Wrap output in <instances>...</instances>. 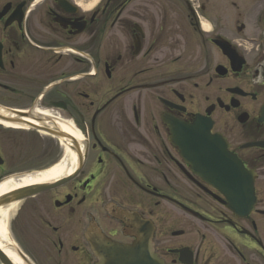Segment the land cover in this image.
Listing matches in <instances>:
<instances>
[{"label":"flooded vegetation","instance_id":"obj_1","mask_svg":"<svg viewBox=\"0 0 264 264\" xmlns=\"http://www.w3.org/2000/svg\"><path fill=\"white\" fill-rule=\"evenodd\" d=\"M0 109L23 124L0 122V264H97L92 232L132 244L150 224L168 264H264V0H0ZM52 117L80 133L76 160L21 184L43 172L20 169L34 134L64 151L46 170L70 164ZM197 118L254 175L247 215L174 142Z\"/></svg>","mask_w":264,"mask_h":264},{"label":"water","instance_id":"obj_2","mask_svg":"<svg viewBox=\"0 0 264 264\" xmlns=\"http://www.w3.org/2000/svg\"><path fill=\"white\" fill-rule=\"evenodd\" d=\"M0 118L8 119L3 115H0ZM171 126L175 135L174 142L179 146L182 156L191 168L195 153L198 159L196 165L199 173L203 177L207 175V181L226 195L230 208L237 215L248 214L255 202L254 175L245 170L240 162L230 157L226 145L219 146L215 136L212 137V142H207L205 136L210 138V132L207 131L209 126L203 119L197 118L194 123L188 125L173 123ZM42 130L61 139L72 138L57 127H44ZM193 136L202 137V139L193 141ZM48 186L45 183L38 184L15 191L16 195L11 194L15 199L22 198L24 195L36 193ZM1 203H6V201L2 200ZM136 235L138 238L133 244H120L102 233L92 232L89 241L93 249L100 255V262L97 264H168L154 251L153 227L151 225H142Z\"/></svg>","mask_w":264,"mask_h":264},{"label":"rangeland","instance_id":"obj_3","mask_svg":"<svg viewBox=\"0 0 264 264\" xmlns=\"http://www.w3.org/2000/svg\"><path fill=\"white\" fill-rule=\"evenodd\" d=\"M202 17V22H201V29L205 30L206 29V22H205V17L203 14H201ZM186 17H184V14L182 13L181 16V21H185ZM204 33V31H202ZM202 46V42L197 34V32H195V30L192 27V49H193V53L195 54L198 51V47ZM28 136V135H27ZM30 136V135H29ZM29 139H31V137H29ZM34 143L32 145L27 144L25 148H27V152L33 156L34 158H36L37 160V164L34 166H22L20 169L24 170V169H36V170H43L45 171L46 169H48V166L43 165L45 162L43 161V159H45V157L47 156V154L49 153L50 155H52L54 158L57 157V155L59 154V161L60 159H62L64 151L62 149V146L60 145L59 141L57 139L51 138L49 136H44L41 137L40 135H33L32 136ZM28 141V139H27ZM28 143V142H27ZM56 156V157H55ZM44 162L43 164H41V162Z\"/></svg>","mask_w":264,"mask_h":264},{"label":"bare ground","instance_id":"obj_4","mask_svg":"<svg viewBox=\"0 0 264 264\" xmlns=\"http://www.w3.org/2000/svg\"><path fill=\"white\" fill-rule=\"evenodd\" d=\"M0 112L3 113L0 109ZM50 120V123L53 124L55 127H58L59 129H61L63 132L67 133V134H70L76 138H80L81 135L79 132H77L69 123L61 120L60 118H55V117H52L49 119ZM0 122L2 123H5V124H8V123H13V125H20V126H23V124H18L17 122L13 121V120H7V119H2L0 118ZM15 122V123H14ZM34 122V121H33ZM34 124H37V122H34ZM61 143L65 146L64 148L66 149L67 148V144H66V139H60ZM66 144V145H65ZM68 151V155H69V160H70V164L69 165H66L65 162H62L60 164H57L55 165L54 167H52L51 169L49 170H46V171H43L39 174H35V175H31V176H24L20 182L21 184H29L31 182H34V181H42V180H47L49 178H52V177H55L59 174H61L66 168L69 169L70 166H71V161H73V157H75V154L70 151V149H66ZM72 157V159H71ZM69 160L66 161V163L69 162ZM75 160H76V157H75ZM11 185V186H14L16 185V183L14 181L12 182H5L4 184H2L0 186V193L3 192L4 190H6L8 188V186Z\"/></svg>","mask_w":264,"mask_h":264}]
</instances>
